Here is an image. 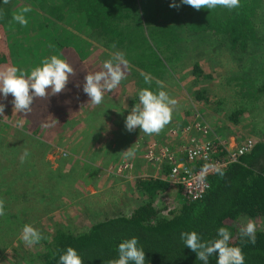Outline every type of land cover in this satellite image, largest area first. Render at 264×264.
Returning <instances> with one entry per match:
<instances>
[{"label": "rangeland", "instance_id": "obj_1", "mask_svg": "<svg viewBox=\"0 0 264 264\" xmlns=\"http://www.w3.org/2000/svg\"><path fill=\"white\" fill-rule=\"evenodd\" d=\"M171 1L174 2L144 0L146 7L138 8L141 10L138 16L140 23L145 15L153 14L154 29L164 24L163 16ZM180 2L181 0H177L176 4ZM58 3V0H48L46 6L49 8L43 10L31 0H9V18L1 29L8 43L19 45L23 49L20 56L24 60L21 62L29 59L41 64L45 59V45L46 58L53 55L65 60L76 58L86 72L93 73L103 70V62L121 52L128 65L124 69L126 78L121 81L116 92H122L125 84L130 85L133 90L131 98L128 96L123 100L124 106L127 105L128 98L134 105L139 103L140 87L149 86L155 92L158 90L156 81H163V90L177 101L173 111L175 117L177 120L183 117L178 125L173 124L170 131L174 136L179 131L183 134L177 135L182 140L177 144L178 151L189 143L190 139L184 143L186 138L192 136L190 124L193 113L207 125L212 135H221L224 130V138L233 137L232 146L245 140L254 142L259 138L264 130V0H261L255 16L252 17L258 41L249 43L244 51L231 50L224 39L204 33L194 35L191 39L156 38V43H153L146 38L142 24L141 29L134 33L135 41H126L123 45L116 46L94 36L88 29H82L73 12H55L54 8L50 9ZM25 6L32 9L25 14L28 20L26 27L12 19L13 14ZM40 40L42 43H39ZM29 44L35 47L34 53L24 50L31 46ZM147 46L156 47L158 58L162 61V67L155 68V73L150 74V85L140 75L142 70L133 64L138 53L146 50ZM20 70L26 72L27 69ZM199 89L202 100L196 99L194 102L201 105V108L192 107L194 93L200 94ZM240 93L248 100L257 93L261 101L253 108L247 99L239 96ZM13 99L9 94L7 100H4L0 93V103L5 105L4 114L0 116V200L5 202V215L0 216V264H38L41 255L51 251L54 246L57 231L75 234L90 223L118 213H127L141 199L138 191L133 188L134 178H162L167 182L164 169L141 173L133 171L134 173H126L127 179L117 180L124 172L115 174L106 170L110 165L126 159L123 158L124 155H121L122 159H101L90 151L89 156H84L87 143L76 138L78 134H85L81 133L79 119L88 108L79 111L78 108L74 114L62 112L52 116L47 115L43 109L44 115L35 119L14 111L11 103ZM101 111L105 115L112 112H108L109 108ZM102 113H98L97 109L95 111L97 116H102ZM20 120L25 121L22 127L17 125ZM43 124L51 126L41 127ZM102 127L108 128L109 125L107 123ZM65 137L68 139L66 144ZM226 141L224 139L225 143ZM171 146L174 147V144ZM25 150L29 155L22 163L20 157ZM137 160L144 162L142 155ZM129 165L130 170L133 166ZM142 165V168L151 167L146 163ZM84 169L87 179L81 177ZM103 172L108 177H104ZM112 176L120 178L112 181ZM109 181L116 185V190L108 188ZM180 198L177 186L167 182L166 191L153 198V205L160 208L159 216H166ZM247 218L255 221L256 230L264 232V217L241 216L237 223L241 226L246 223ZM24 224L40 230L45 239L32 247L27 246L20 238Z\"/></svg>", "mask_w": 264, "mask_h": 264}, {"label": "trees", "instance_id": "obj_2", "mask_svg": "<svg viewBox=\"0 0 264 264\" xmlns=\"http://www.w3.org/2000/svg\"><path fill=\"white\" fill-rule=\"evenodd\" d=\"M47 1L31 0L43 10L49 8L46 6ZM58 2L57 6L50 9L54 8L55 12H73L82 29L86 28L94 36L116 46L126 41L133 42L136 38L134 33L141 29V24L146 38L153 43H156V38L191 39L194 35L204 33L224 39L231 50L244 51L249 43L258 41L252 17L261 0H240L238 8L229 10L218 6L211 11H197L180 2L179 8L169 7L165 10L164 24L158 25L156 29L152 27L155 19L153 14L145 15L140 23L138 16L141 10L138 8L146 7L144 0ZM58 15L55 17L58 18ZM8 18V4L0 0V70L12 66L2 32V25ZM157 50L156 47L147 46L146 50L138 53L134 66L148 74L155 73V68L162 67ZM66 62L73 67L75 75L69 76L64 91L51 95L49 89V96L37 97L32 111L27 115L22 114L24 117L37 119L44 115L43 109L50 116L54 113H70L75 110L77 103L89 98L83 92V84L84 77L90 72H86L76 58ZM239 96L244 97L242 93ZM220 171L224 173L223 177ZM220 171L207 177L208 188L200 199L187 202L181 196L166 216L158 215L160 208L153 205V198L166 191L167 182L162 178H134L133 188L141 199L127 213H118L90 223L75 234L57 231L54 246L51 251L41 255L38 264H59L60 255L68 247L78 252L83 264H105L107 260L118 258V245L132 237L139 238L138 246H142L145 251L146 264H203L181 242L180 233L195 231L203 240H209L216 237L220 227L227 228L231 233L232 246L242 248L245 264H264V232L256 230L255 245L247 242V238L242 243L240 225L237 223L241 216L264 217V130L248 153ZM217 258L214 254L209 258V264H216Z\"/></svg>", "mask_w": 264, "mask_h": 264}, {"label": "clouds", "instance_id": "obj_3", "mask_svg": "<svg viewBox=\"0 0 264 264\" xmlns=\"http://www.w3.org/2000/svg\"><path fill=\"white\" fill-rule=\"evenodd\" d=\"M3 3L8 4L9 0H3ZM181 4L191 6L197 11L201 9L211 11L218 6L231 10L240 7V0H181ZM170 7L179 8L180 4L173 2ZM31 11V7L25 6L13 14L12 19L26 27L28 20L25 14ZM127 65L128 61L124 58V54L117 52L112 58L103 62V70L88 73L84 77L83 92L89 97V102L92 105H100L104 92H111L119 86L121 81L126 78L124 69ZM70 75H75L73 67L65 59L56 55L43 59L41 66L32 69L30 74L15 66H6L0 70V93L3 94L4 100H7L11 94L14 98L11 101L14 111L27 115L32 111L33 102L37 97L47 98L49 96V89L51 95L64 91ZM140 75L146 84L152 83L150 74L141 71ZM156 84L158 90L155 92L149 88L139 90V103L132 107L130 114L125 119V128L128 132L139 128L141 132L148 135L159 134L171 122L177 101L170 98L169 94L163 90L165 87L163 81L157 80ZM4 110L5 105L0 103V116H3ZM55 122L58 123L56 120ZM24 123V120H20L17 125L22 127ZM49 126L51 125H41V127ZM122 154L125 158L133 156L132 147L123 151ZM28 155V151L25 150L20 157L22 163ZM219 174L221 177L224 176L222 171ZM4 215L5 202L0 200V216ZM239 236L242 243L247 238V242L255 245V221L247 218L246 223L239 228ZM20 238L29 247L45 239L41 231L30 224L22 226ZM180 240L185 247L196 254L197 259L203 264H209V258L214 254L218 256L216 264H245L242 248L231 245V233L227 228L220 227L216 237L209 240H203L195 231H184L180 233ZM138 245V237L124 240L118 245V258L107 260L105 264H146L145 251L142 246ZM59 264H83V261L74 248L68 247L60 255Z\"/></svg>", "mask_w": 264, "mask_h": 264}, {"label": "crops", "instance_id": "obj_4", "mask_svg": "<svg viewBox=\"0 0 264 264\" xmlns=\"http://www.w3.org/2000/svg\"><path fill=\"white\" fill-rule=\"evenodd\" d=\"M5 41H6V47L8 48L9 56L12 60V66L17 67L18 69H23V70L27 69L26 73H29V71H31L35 67L41 65L39 62L34 61V60L30 61L29 59H27V62L26 61L21 62L24 60V57L20 56L21 52L23 51L21 46L19 47V45H13L11 43H8L7 40H5ZM39 43H42L41 40L39 41ZM29 45H31V44H29ZM31 46L27 47L24 50H26L28 53H34L36 51L35 47L33 45H31ZM46 53H47V48L44 45L45 58H46ZM140 88H149V86H142ZM196 88L198 89V86ZM116 90H117V88L112 90L111 92L105 91L104 96H103V101L100 105H92L91 102H89V98L86 99L85 101H81L80 103H77V107L75 108V110H77L79 108L78 109V111H79V110H83L85 108H88L87 110H85L81 114V116H80L81 119H79V124L82 127V128H80L81 133L83 134V132H84L85 134H83V135L78 134L77 135L78 138H76V140L78 139L80 142L87 143V146H86L85 152H84V156H89L90 155L89 152L93 151V153L96 155L97 158L101 157V159H104L105 157H119L122 159V157H121V155H123L122 152L126 151L128 148L132 147V151L134 152V155L131 157H128L124 160L123 159L120 160V161L127 162V163L131 164L133 166L132 169H130L129 171H125L123 174H121L120 175L121 178L116 177V176H112L110 178V180H112V181H115V179H117V178H120L117 180H122V178L127 179V177H125L126 173H129V174L134 173V172L141 173L142 171L147 172V171H151V170L152 171L154 170L156 172V171H159V169L161 170V168H159V169L158 168H151V167H154L151 165H149L151 167L142 168L141 167V166H143L142 164H145V163L143 161L137 160V159H141L144 144L146 142H149V141H154L155 139L157 140V142L159 141L158 142L159 144H162V145H166V144L168 145L169 143H171V145L174 144V147L171 146L170 144L168 146L177 150L176 149V147H178L177 144L182 141V140H180L181 138L178 139L177 135H183V134H181V132L179 131V134L174 136V134L170 133V131L173 129L172 128L173 124L178 125L180 123V121L183 119V117L181 116V114H179V116H181V117L179 118V120H177V118L175 117L174 112H173L171 122L168 125H166L164 127V129L159 134L148 135V134L141 132L139 128L135 129L132 132H128L125 128V119L130 114V111L134 105L132 103V101H130L133 90H132V87H130V85H128V84H125V87H124L122 92L121 91L116 92ZM199 92H200V94H198L197 92L194 93L195 98L193 99L192 107L201 108V105L198 106L197 102H194L196 99L202 100V98H201L202 92L200 91V89H199ZM128 96H130V98L127 99V105L124 106L125 104H124L123 100L126 99ZM259 97L260 96L257 93H254L249 98L250 100H248L247 97L243 98V99H247V102H249L250 106L252 105L254 108L255 105L261 101V99ZM199 103H202V102H199ZM104 108H109L108 112L112 111L111 114L110 115L108 113H107V115L103 114L101 110ZM96 109H97L98 113H102L103 115L102 116L101 115H99V116L95 115ZM177 109H180V107ZM75 110L73 112L65 113V114H68V115L74 114V112H77ZM91 110H93L92 113H91ZM126 111H128V113H126ZM120 112H122V113H120ZM105 118L108 120V122H106ZM220 122H221L220 124L222 125L223 124L222 118H221ZM107 123L109 125L108 128L102 127ZM182 123H183V121H182ZM222 133L223 134H221V135H216L218 133H216V134L213 133L214 134L213 136H215L219 140L223 141V143H225L224 139L227 140L225 145L228 147H231L232 145H234V140H233L234 138L233 137H228V139L224 138V130ZM184 137H186V136H184ZM191 137L192 136L187 137L186 140L184 141V143L188 142L187 141L188 139H190L189 142H191ZM63 141L65 142V139ZM67 142H68V139L66 140L65 144ZM123 158H125V156ZM105 173L106 172H103L104 175L103 174L102 175L104 177H108L107 176L108 174L107 173L105 174ZM86 174H87L86 169H84L83 175L81 176L82 179L88 178V176ZM110 182L111 181H109V184H110ZM115 186L116 185L111 183L110 185H108V188L113 191V190H116ZM110 187H112V189ZM178 190H179V188H178Z\"/></svg>", "mask_w": 264, "mask_h": 264}, {"label": "built area", "instance_id": "obj_5", "mask_svg": "<svg viewBox=\"0 0 264 264\" xmlns=\"http://www.w3.org/2000/svg\"><path fill=\"white\" fill-rule=\"evenodd\" d=\"M190 131L191 142L182 146L180 151L157 141L146 142L142 151L144 162L164 169L166 181L174 183L187 202L200 199L208 188L207 177L236 163L253 145L251 140H245L235 146H226L213 137L196 113L192 114ZM129 168L127 162L121 161L110 165L106 171L121 174Z\"/></svg>", "mask_w": 264, "mask_h": 264}]
</instances>
